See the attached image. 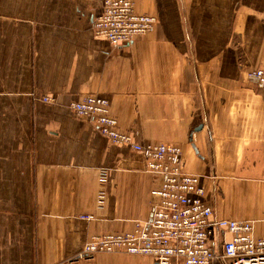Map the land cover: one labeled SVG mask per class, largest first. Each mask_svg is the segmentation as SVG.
<instances>
[{
  "label": "crops",
  "instance_id": "0c3cea01",
  "mask_svg": "<svg viewBox=\"0 0 264 264\" xmlns=\"http://www.w3.org/2000/svg\"><path fill=\"white\" fill-rule=\"evenodd\" d=\"M102 4L0 0V264H157L127 253L78 257L92 235L150 220L161 183L141 153L71 111L87 94L107 99L137 143L183 148L212 221L254 220L264 236V91L245 76L264 68V0H134L157 26L119 47L92 31ZM216 185L228 191L226 209ZM210 231L221 253L229 235Z\"/></svg>",
  "mask_w": 264,
  "mask_h": 264
},
{
  "label": "built area",
  "instance_id": "2783aa9c",
  "mask_svg": "<svg viewBox=\"0 0 264 264\" xmlns=\"http://www.w3.org/2000/svg\"><path fill=\"white\" fill-rule=\"evenodd\" d=\"M157 18L139 13L134 0H103L101 13L92 31L115 47L130 43L156 29ZM246 79L264 91V68L246 71ZM51 97L42 101L49 103ZM76 116L91 122L114 145H128L146 160V171L158 176L160 187L154 189L153 215L148 221H135L126 232L94 234L83 245L78 257L98 253H127L153 257L157 264H264V236H256L253 220L214 218L213 206L205 201L206 188L201 177L187 170L183 148L174 143L141 145L131 134L121 131L118 119L107 99L87 94L70 103ZM96 206L106 205L108 173L100 170ZM87 220L94 215H81ZM218 227L229 235L223 251L217 253L209 242L210 227Z\"/></svg>",
  "mask_w": 264,
  "mask_h": 264
},
{
  "label": "rangeland",
  "instance_id": "374dc122",
  "mask_svg": "<svg viewBox=\"0 0 264 264\" xmlns=\"http://www.w3.org/2000/svg\"><path fill=\"white\" fill-rule=\"evenodd\" d=\"M239 188L238 187H236V189L235 190H238ZM227 190H225L224 191V189L222 188V186H215L214 187V195L217 197L218 196V198L220 199V209H226V205H225V202H226V195H227ZM234 196V199L236 200V199H238V197H240L241 198V196H238L237 194L236 195H233ZM238 196V197H237ZM223 200V201H222ZM225 200V201H224ZM217 208H219V206L217 205ZM238 210L240 211V212H242L243 211V208L242 207H238V209H235V211H237L238 212ZM254 221V220H253Z\"/></svg>",
  "mask_w": 264,
  "mask_h": 264
}]
</instances>
